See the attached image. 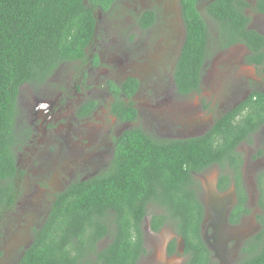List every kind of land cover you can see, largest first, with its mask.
Instances as JSON below:
<instances>
[{
    "label": "flooded vegetation",
    "instance_id": "flooded-vegetation-1",
    "mask_svg": "<svg viewBox=\"0 0 264 264\" xmlns=\"http://www.w3.org/2000/svg\"><path fill=\"white\" fill-rule=\"evenodd\" d=\"M218 1L193 4L209 34L198 81L180 83L176 78L187 35L190 5L186 0H114L105 8L97 6L85 57L61 62L44 82L19 87L17 104L23 117L15 132L17 177L12 203L0 210V217H7L2 264H17L21 259L57 194L109 168L127 133L139 130L146 137L181 143L207 139L221 124L244 137L224 157L223 167L214 163L194 175L200 185V234L209 251L207 264H240L263 249V241L256 238L264 229L262 0H240L248 18L246 30L261 38L257 46L241 35L222 32L221 22L210 13V6ZM33 91L38 99L32 95L27 101ZM31 100L37 101L35 112ZM25 115L28 122L24 123ZM21 147L32 151L29 156L35 162L29 158L26 166L34 174L44 178L54 170L60 179L57 191L47 192L44 182L25 178L31 168L19 166L16 151ZM36 162L39 167L34 169L31 164ZM222 172L226 179L220 187ZM207 173L214 174L208 177ZM21 180L25 184L20 192ZM142 228L144 247L149 237L169 236L161 237L158 264L186 262L183 241L171 228L153 231L150 216L143 219ZM108 239L96 243L98 251ZM172 242L175 247L170 253ZM151 244L153 248V239ZM149 253L146 250L137 264L153 262ZM86 259L95 261L94 252L86 250L77 264H86Z\"/></svg>",
    "mask_w": 264,
    "mask_h": 264
},
{
    "label": "trees",
    "instance_id": "trees-1",
    "mask_svg": "<svg viewBox=\"0 0 264 264\" xmlns=\"http://www.w3.org/2000/svg\"><path fill=\"white\" fill-rule=\"evenodd\" d=\"M114 0H0V210L12 203L17 177L16 115L19 87L41 83L61 62L85 57L96 23L97 6ZM187 35L178 61L177 81H198L208 28L196 13L195 0H186ZM240 0H220L210 6L222 32L261 39L246 30L248 18ZM264 12V0L259 4ZM261 10V9H260ZM207 139L173 143L146 137L139 130L126 134L109 168L86 181H77L56 195L43 226L17 264H77L86 250L95 261L86 264H137L145 254L143 219L149 208L150 227L167 226L182 239L184 264H207L209 251L201 234L203 206L194 177L218 163L244 136L224 124ZM226 176H219L223 187ZM109 236L98 251L96 243ZM263 241L264 229L256 237ZM174 242L169 252L174 250ZM83 264V263H80ZM240 264H264V246Z\"/></svg>",
    "mask_w": 264,
    "mask_h": 264
},
{
    "label": "rangeland",
    "instance_id": "rangeland-1",
    "mask_svg": "<svg viewBox=\"0 0 264 264\" xmlns=\"http://www.w3.org/2000/svg\"><path fill=\"white\" fill-rule=\"evenodd\" d=\"M55 78H58V77H55ZM54 78V80L53 81H55L56 79ZM31 94L30 95H28V98H27V101H29L30 100V98H31V96L32 95H36L35 93V91H33V92H30ZM24 94V93H23ZM23 94H22V96H23ZM35 98L36 99H38V97L37 96H35ZM42 99V98H41ZM30 104L32 105V109H33V111H34V108L33 107H35L36 106V104H37V101L35 100V101H33V100H31L30 101ZM41 105H43V104H41ZM27 112H30V105H29V107H28V109H27ZM35 112V111H34ZM23 117V114H22V112H21V108H20V105H18V114H17V122H18V124L20 123L19 121H18V119H21ZM23 122L25 123V122H28V119L26 118V115H25V118L23 119ZM23 124V123H22ZM32 151L31 150H29V151H24V150H22V147L20 148V149H18L17 151H16V155L17 154H19V156H18V160H19V166H22V167H24V169L26 170V168H31V170L30 171H27L26 172V175H25V178H27L30 182H35V181H39V182H44V185L47 187V192H54V191H57L58 190V185L60 184L59 182H60V179H59V177L56 175V173L54 172V170H51V171H47L46 172V174L45 175H43L44 176V178H41V176H38L37 174H34L33 173V169H32V167L29 165V164H27V166H26V163H27V161L29 160V158H31L32 160H33V157H31V156H29L30 155V153H31ZM34 161V160H33ZM35 162V161H34ZM32 166H33V168L34 169H37V167H39L38 165V163L36 162V164H31ZM212 174H214V173H207L206 175L208 176V177H210ZM59 183V184H58ZM24 184H25V182H24V180H21L20 182H19V188H20V192L22 191V187L24 186ZM32 186V185H31ZM153 212H157L156 211V209H152V206H150V208H149V214H148V217L153 213ZM6 215L4 214V215H2L1 217H0V264H2L3 263V261H4V258H5V256L3 255V251L1 250L2 249V247H3V238H4V228H3V226H4V223H5V221L7 220V217H5ZM161 237L164 239V240H166L169 236L167 235V234H165V233H163L162 235H160V236H158V237H149V244L147 245V246H145L146 247V250L148 251V252H150L149 253V257H151V256H153L154 255V258H153V262H151V263H149V264H158L157 263V261H158V255L161 253V251H162V244H161ZM151 239H153V243H154V247L152 248V247H150L152 244H151ZM156 253V254H155ZM181 260V259H180ZM162 261H168V260H164V259H162ZM159 262V261H158ZM169 263L170 264H173V262L172 261H169ZM142 264H147V261L146 260H144L143 262H142Z\"/></svg>",
    "mask_w": 264,
    "mask_h": 264
}]
</instances>
